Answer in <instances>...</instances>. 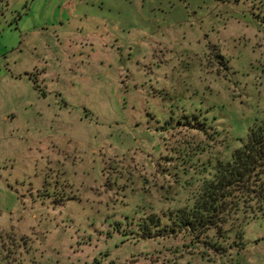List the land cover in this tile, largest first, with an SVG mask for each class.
<instances>
[{
  "label": "rangeland",
  "instance_id": "1",
  "mask_svg": "<svg viewBox=\"0 0 264 264\" xmlns=\"http://www.w3.org/2000/svg\"><path fill=\"white\" fill-rule=\"evenodd\" d=\"M7 2L0 264H264V219L224 255L140 225L264 112V0Z\"/></svg>",
  "mask_w": 264,
  "mask_h": 264
},
{
  "label": "trees",
  "instance_id": "2",
  "mask_svg": "<svg viewBox=\"0 0 264 264\" xmlns=\"http://www.w3.org/2000/svg\"><path fill=\"white\" fill-rule=\"evenodd\" d=\"M6 5L7 0H0V16ZM191 114L183 118L190 122L198 117ZM199 123L206 128L205 120ZM238 139L239 146L227 159L207 162L205 170L212 169V175L203 181L194 203L149 215L140 224L144 234L153 237L186 233L193 244L224 255L229 247L223 238L227 240L236 231L240 240L244 238L240 221L264 219V112L256 114L245 135ZM165 217L168 221L164 223Z\"/></svg>",
  "mask_w": 264,
  "mask_h": 264
}]
</instances>
